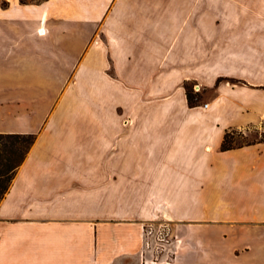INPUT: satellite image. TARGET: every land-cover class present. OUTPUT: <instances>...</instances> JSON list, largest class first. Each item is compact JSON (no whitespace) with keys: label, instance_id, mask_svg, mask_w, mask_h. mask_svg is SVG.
<instances>
[{"label":"crops","instance_id":"0c3cea01","mask_svg":"<svg viewBox=\"0 0 264 264\" xmlns=\"http://www.w3.org/2000/svg\"><path fill=\"white\" fill-rule=\"evenodd\" d=\"M6 19L0 132L38 136L0 264H264V139L221 148L264 123V0H10ZM152 220L179 239L160 262Z\"/></svg>","mask_w":264,"mask_h":264},{"label":"trees","instance_id":"16d2710c","mask_svg":"<svg viewBox=\"0 0 264 264\" xmlns=\"http://www.w3.org/2000/svg\"><path fill=\"white\" fill-rule=\"evenodd\" d=\"M185 86L189 103H196L198 94L193 93L188 85ZM241 133L237 129L227 130L221 148L226 150L253 142L237 143L236 136ZM37 136V132H0V201L8 191L18 167L26 158Z\"/></svg>","mask_w":264,"mask_h":264},{"label":"built area","instance_id":"2783aa9c","mask_svg":"<svg viewBox=\"0 0 264 264\" xmlns=\"http://www.w3.org/2000/svg\"><path fill=\"white\" fill-rule=\"evenodd\" d=\"M142 235L144 253H150V260L153 262L165 260L162 258L163 254L173 255L175 251L173 246L179 240L172 232L170 224L164 220L146 222L142 227Z\"/></svg>","mask_w":264,"mask_h":264},{"label":"rangeland","instance_id":"374dc122","mask_svg":"<svg viewBox=\"0 0 264 264\" xmlns=\"http://www.w3.org/2000/svg\"><path fill=\"white\" fill-rule=\"evenodd\" d=\"M10 0H0V5L1 7H5L7 6V4L9 3ZM21 1H33V0H21ZM9 19H6L5 21H3V23H0V28L2 29H8L9 27ZM42 28H40L41 30ZM197 84H194L192 86H190V89L193 91V93L197 94L199 93V89L200 87L196 86ZM197 87V88H196ZM81 96L82 97H88V95L86 94V92H81ZM89 104L90 102H83L82 108H89ZM86 105V106H85ZM241 134H237L236 136V142L237 143H243V142H247V141H253L259 138H264V123L260 128H254L252 129V131L248 134H245L243 131H241ZM38 133V132H37ZM153 221V220H152ZM166 222V221H165Z\"/></svg>","mask_w":264,"mask_h":264},{"label":"bare ground","instance_id":"6f19581e","mask_svg":"<svg viewBox=\"0 0 264 264\" xmlns=\"http://www.w3.org/2000/svg\"><path fill=\"white\" fill-rule=\"evenodd\" d=\"M41 31H43V28L41 29Z\"/></svg>","mask_w":264,"mask_h":264}]
</instances>
